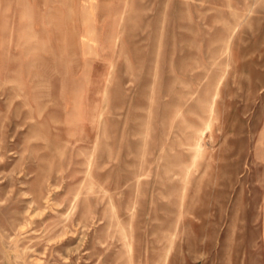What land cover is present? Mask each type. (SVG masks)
<instances>
[{"label": "rangeland", "instance_id": "374dc122", "mask_svg": "<svg viewBox=\"0 0 264 264\" xmlns=\"http://www.w3.org/2000/svg\"><path fill=\"white\" fill-rule=\"evenodd\" d=\"M81 2L0 37V264H264V0Z\"/></svg>", "mask_w": 264, "mask_h": 264}, {"label": "crops", "instance_id": "0c3cea01", "mask_svg": "<svg viewBox=\"0 0 264 264\" xmlns=\"http://www.w3.org/2000/svg\"><path fill=\"white\" fill-rule=\"evenodd\" d=\"M24 3L7 7L12 24L9 20L0 23V37L6 36L11 45L10 41L18 44L17 39L22 37L25 49L27 42L34 39L46 46L48 52L73 54L71 60L77 61L95 45L93 39L87 38L85 29H80L82 14L96 13L94 5H83L81 0H25Z\"/></svg>", "mask_w": 264, "mask_h": 264}]
</instances>
